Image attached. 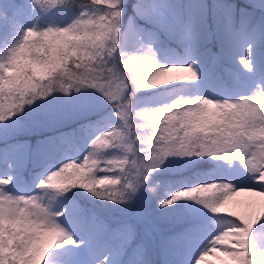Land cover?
Returning a JSON list of instances; mask_svg holds the SVG:
<instances>
[{
	"label": "snow or ice",
	"instance_id": "6c2138e0",
	"mask_svg": "<svg viewBox=\"0 0 264 264\" xmlns=\"http://www.w3.org/2000/svg\"><path fill=\"white\" fill-rule=\"evenodd\" d=\"M257 2L264 9V0ZM168 7L165 0H136V16L126 24L127 0H3L0 3V39L6 41L9 36L15 39L11 47L0 51V142L6 144L20 119L30 113L71 105L75 112L85 116L96 114L99 109L95 106L74 102L79 94L93 90L112 105L120 124L96 121L82 125L56 141L55 151L46 147L44 158L55 159L58 152L77 141H88L95 133L87 144L90 149L92 141L102 133L123 128L121 117L126 118L129 109L136 116L142 108L134 102L139 93L187 84L169 83L168 74L177 67L191 73L190 77L177 78L181 81L198 84L207 74L216 82L218 90L212 96L197 97L236 104L240 113L228 122L217 119L211 112L206 116L188 113L163 140L155 138L151 131L136 128L132 136L134 154L132 148L121 151L113 147L112 151H104L99 166L105 171L97 170L93 174L87 185L92 190L61 191L54 208L50 204L42 207L31 199L38 195L39 182L61 168L71 171L73 166H81L83 172L88 166L85 157L89 152L82 159L76 156L63 163L48 164L34 181L36 191L32 194L7 195L15 177H0V264H41V261L43 264H153L145 237L151 235L150 226L155 219L176 220L184 225L178 235L169 238L180 243L179 261L170 259L166 248L163 264H201L209 255H214L219 264H264V235L259 234L264 230V214L251 218L221 215L235 196L247 193L264 197V109L261 107L264 78L254 87L242 79L243 73L255 72L257 63L264 69V55L257 56V45L264 47V19L256 20L251 14L241 12L237 21L232 6L217 2L212 6L217 21L213 31L204 22L205 6L201 2L200 24L194 34L191 28H182L168 14ZM60 8H78L79 14L63 26L55 20L40 23L43 16ZM30 17L35 20L26 24ZM135 18L147 20L155 29L139 28L134 24ZM161 32L175 49L184 53L182 56L160 60L154 41ZM213 40L219 51H212ZM65 41L73 49L70 54L64 47ZM97 50L104 54V62L99 65L93 62ZM23 53L29 59L21 64ZM124 64L146 72L148 79L161 77L164 69L170 71L160 80L163 87L136 92L133 86L120 101L124 85L132 83L131 79L127 83L130 77L123 72ZM42 65L45 68L51 65L53 71H42ZM29 69L32 76L26 75ZM238 90L239 94L233 98ZM245 97L250 100L246 101ZM172 119L175 121V117ZM174 150L179 156L170 155ZM166 157L167 161L210 159L218 167L241 170L245 180L238 184L223 178L208 179L195 186L168 190L161 196V185H154L153 178ZM0 160L10 170L16 167L14 150L10 147L0 149ZM109 160L113 163L109 164ZM91 161L89 156L88 164ZM211 185H216L215 189L187 195L191 189L207 190ZM77 189L120 207L124 217L105 219L83 207L74 195ZM145 192L148 197L143 195ZM21 196L25 197L23 209ZM207 213L213 217L211 231L206 222ZM232 230H238L239 235H232ZM200 242L203 247L196 251Z\"/></svg>",
	"mask_w": 264,
	"mask_h": 264
},
{
	"label": "rangeland",
	"instance_id": "374dc122",
	"mask_svg": "<svg viewBox=\"0 0 264 264\" xmlns=\"http://www.w3.org/2000/svg\"><path fill=\"white\" fill-rule=\"evenodd\" d=\"M129 3L127 5V9L125 12V23L129 18H134L136 16L135 5L136 1L128 0ZM247 3H252L250 0H244ZM168 4V14L177 20L178 23L181 24L182 28H191L193 33L195 34L196 30L200 24L201 12H200V5L201 2L205 6V11L203 14L204 22L208 25L210 30H215L217 21L215 14L213 12L212 6L219 2L223 4H227L232 6L235 10V18L239 21L241 12H245L251 14L256 20L264 19V12L257 11L254 7L248 8L244 5H238L237 0H165ZM259 3H252V5H257ZM78 12L79 9L77 8ZM210 24H208V20ZM134 24L141 29L146 30H154L155 25L149 23L145 19L135 18ZM157 49L159 50V57L162 62L171 60L176 56H182L184 53L175 49V46L168 43V40L165 35L162 33L158 34L157 39L154 41ZM5 47H8L5 40L0 39V51H3ZM213 52L219 51V47L216 43V47L212 48ZM264 55V47L257 45V56ZM127 72V70H124ZM191 73H189L184 68H173V70L168 74L169 79H173L175 77H190ZM264 78V69L261 68V65L257 63L256 70L253 73H243L242 79L250 86L254 87L257 81H260ZM183 82H188V80H184ZM127 83H131L130 78ZM218 90V86L216 82L210 78L207 74H205L201 81L196 84L192 85V87L183 93V96L186 97H195L197 95L201 96H212ZM143 91V90H142ZM238 90L236 93L233 94V98L239 94ZM244 94H247V90H243ZM131 95V93H129ZM74 102H79L84 105H91L95 106L99 111L93 115H83L81 113H77L73 110L71 105H65L61 107H57L55 109L50 110H42L40 114L35 116L32 121L30 122L31 125L27 126L32 128L34 132H38L42 134L45 130L48 129H55V128H68V131L63 130L61 135L63 136L66 132H71V124L79 120H85L90 117L99 115V119L96 118L92 122L102 121L103 123L110 124V125H119L120 121L114 115V109L110 103H108L103 96L93 90H86L83 93L79 94ZM134 102L138 108L149 106V102L145 99L144 93H139L134 98ZM157 105H153L155 107ZM104 130H107L105 128ZM95 133L92 137H89L88 141L82 146L77 145L73 151H63L58 152L55 156V159L49 160L44 158V153L46 147L49 150L55 151V141L50 137V135L38 136L31 141H26L22 144H16L15 142H10L4 146H0V149H7L12 148L14 150V158L16 160V167L12 170H8L2 160L3 167L0 171V177L12 175L15 177L14 183L11 187L8 188V191L14 194H32L36 191L35 183L37 176L42 172V170L48 164H55L57 161L63 163L65 159H74L76 156H80L82 159L84 155L90 150L87 144L90 142L91 138H94ZM40 154V157L37 159L35 154ZM111 155V153H110ZM181 161L180 158H170L157 173L154 174L153 184L158 179L163 177V175L172 174L181 171L184 168V164L179 163ZM31 164V169L28 170L29 175L23 174L25 171V167ZM58 166V164H57ZM222 173L230 176L239 183H243L245 180V175L239 169L229 170L227 166H222ZM98 176H102L103 173H97ZM30 177V178H29ZM27 178V179H26ZM29 178V179H28ZM195 186V185H193ZM190 187V186H189ZM40 190L37 191L36 194H39ZM74 195L79 203L97 213L98 215L104 217L105 219H115L119 220L124 217V213L122 209L118 206L107 204L96 200L95 197L90 196L87 192H83L79 190L75 192ZM145 197H148V193L143 194ZM235 202L239 204L244 203H255L259 202L262 197L252 194H240L238 196L233 197ZM88 204V205H85ZM153 207L155 206V201H152ZM193 207H196L193 205ZM213 217L210 213L206 214V222H208L209 231L212 230L214 225L210 223ZM184 227L183 223L176 220H167V219H155L154 225L150 226L151 235L145 237L148 247H149V254L153 261V264H163L164 262V253L165 249L167 248L169 253V258L174 261H179V251L180 248H175L168 242V236L174 230ZM143 233V229H141ZM207 235V233L205 234ZM203 246V242H200L196 247V251L199 250ZM213 256V255H209ZM206 260V257H205ZM202 261V262H205ZM41 264H43L41 262Z\"/></svg>",
	"mask_w": 264,
	"mask_h": 264
},
{
	"label": "clouds",
	"instance_id": "9594fccd",
	"mask_svg": "<svg viewBox=\"0 0 264 264\" xmlns=\"http://www.w3.org/2000/svg\"><path fill=\"white\" fill-rule=\"evenodd\" d=\"M64 30H61L63 32ZM55 40V37H53ZM64 47L67 48L69 54L73 50L69 42H64ZM94 55L96 59L93 61L95 64L99 65L104 62V54L102 51L97 50ZM79 57H77L78 59ZM21 64L26 59H29L27 53H23L20 57ZM77 68L80 67L79 64L76 65ZM42 71H53L51 65L45 68L41 66ZM124 70H127L125 72ZM170 71V69H164L161 77L156 79H148L147 73L142 70L130 69L127 64L123 65V72L128 73L132 83L125 84L121 90L119 100H123V96L127 93L130 87H135L136 92H140L142 89L146 88H161L163 87L160 83V80L164 78V75ZM26 75L32 76L33 73L29 69L26 72ZM170 83V81H169ZM190 85H196V81L186 82ZM135 95V93H133ZM183 99H171L170 102H165L163 107H142L139 112L136 113V116L131 115V110H128V115L126 118L121 117L123 121V128L120 130H113L111 132H104L98 139L92 141L89 155L85 157V163L88 165L84 168V171H81V166H73L71 171H67V168H61L58 172H52L47 176L46 179H43L38 184V189L40 190L37 196L32 197L31 199L37 200L41 206L51 205L53 208L55 204L60 199L61 191H68L73 188H85L89 191L87 185L90 180L94 178V173L98 171H105L104 168H101L99 165L104 158L105 148H119L121 151H127L128 148L135 149V141L132 140V136L135 134L136 128L141 129V131H151L153 136L157 139H166L170 133V130L178 126L180 120L186 116L188 113H201L203 115H208L209 112L217 119L223 120L225 122L235 120L236 116L240 115L236 111V104L229 105V102H224L221 104L218 101L211 99H202L197 96L195 97H186L180 96ZM245 100L248 101L250 98L245 97ZM215 105V108L212 109L211 106ZM261 107L264 109V99L261 100ZM235 113V115H233ZM175 117V121L172 119ZM139 121V122H137ZM115 132V135H114ZM173 156H179L178 151H173L170 153ZM89 156L92 158L91 164H88ZM165 163L167 162V157L165 158ZM109 164L113 163L112 160L108 161ZM163 164L161 165L162 168ZM58 186H65L61 189ZM96 185L93 184V188ZM216 185H211L209 189H191L187 195H199L203 194L205 191H211L215 189ZM7 195H12L11 192H7ZM21 201V208L25 207V197H19ZM232 235H239L238 230H232Z\"/></svg>",
	"mask_w": 264,
	"mask_h": 264
},
{
	"label": "trees",
	"instance_id": "16d2710c",
	"mask_svg": "<svg viewBox=\"0 0 264 264\" xmlns=\"http://www.w3.org/2000/svg\"><path fill=\"white\" fill-rule=\"evenodd\" d=\"M250 1L252 3H258L257 0H250ZM0 3H3V0H0ZM128 3L129 1L127 0V5ZM252 3H247L244 0H237L238 5H244L245 7H248V8L254 7L255 10L264 12V9H262L259 6V4L258 6L257 5L254 6L252 5ZM78 14L79 12L77 8H71V9L60 8L48 14L47 16H43L40 23L44 24L46 22H51L55 20L57 23H60L63 26L67 23H70L72 19L78 16ZM34 20H35V17H30L29 19L25 20V23L27 24ZM207 21H208V24H210L209 19ZM5 43H7L8 47H11L15 43L14 36H9V38L5 41ZM210 47L211 48L216 47L215 40L212 41ZM169 81H170V84L186 83V82H183L177 79V77L173 79H169ZM191 87L192 85L190 84H178V85L171 86L169 88L158 89L151 93H144V96H145V99L149 102V107H153V105L163 106L165 102H170L171 99H176L182 96L183 93L188 91ZM143 91H148V90H143ZM41 111L30 113L28 116L22 117L19 121V124L16 126V130L7 140V143H9L10 141H14L16 143H23L25 142V140H32L33 138H36L39 135L40 136L50 135V137L56 142L60 138H62L65 134L71 133L74 130L79 129L82 125L92 122L96 118L99 119L100 117L99 115H96V116L90 117L85 120H79V121L74 122L73 124H71V132H66L63 136L61 135L62 132L60 131H63V130L68 131V128L66 127L61 128V130L60 128L48 129V130H45V132H42V134H39L38 132H34L32 128H29L27 126L31 125L30 122L32 121V119L38 114H40ZM84 143L85 141H77V143L74 146L66 150L73 151L77 145L82 146ZM0 145H5V143L0 142ZM104 151L109 152V151H112V149L109 148V149H105ZM35 156H38V154L36 153ZM180 159L181 161L179 163L184 164V168L181 171L175 173L174 175L172 174L163 175V177H161L156 182H154V185L157 183L161 185V188H160L161 196H163L164 193L168 190L176 191L177 189L181 187L193 186L198 183L204 182L205 180H208V179L223 178V179L234 181L232 177L227 176L222 173V166L218 167V164L216 161H212L210 159H200V160H196L195 162H193L186 158H180ZM3 165L4 164L0 162V171ZM26 168L28 170L31 169L30 165L27 166ZM28 170L24 172L25 175H29ZM237 183L239 184V182ZM78 191L79 190L77 189L75 192H78ZM85 205H88V204H85ZM228 214H234L235 216H244L245 218H251V217L259 216L260 214H264V197H262V199L259 202L244 203V204H239L235 202L234 198H232L229 201V203L226 205L223 212L221 213V215H228ZM182 229L183 227L177 230H174L171 234H169L167 238L168 242L172 246L174 247L176 246L175 248H180L179 241L170 240L169 238L178 235L182 231ZM259 234L264 235V230H261Z\"/></svg>",
	"mask_w": 264,
	"mask_h": 264
},
{
	"label": "bare ground",
	"instance_id": "6f19581e",
	"mask_svg": "<svg viewBox=\"0 0 264 264\" xmlns=\"http://www.w3.org/2000/svg\"><path fill=\"white\" fill-rule=\"evenodd\" d=\"M201 264H219V262L217 261L216 257L213 255V256H207L205 262H201Z\"/></svg>",
	"mask_w": 264,
	"mask_h": 264
}]
</instances>
